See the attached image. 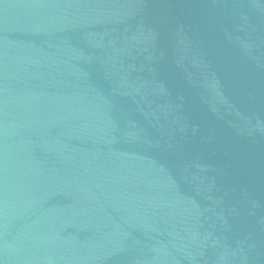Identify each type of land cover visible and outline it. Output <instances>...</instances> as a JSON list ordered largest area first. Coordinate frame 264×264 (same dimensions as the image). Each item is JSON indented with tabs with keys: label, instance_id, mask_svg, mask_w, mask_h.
Listing matches in <instances>:
<instances>
[{
	"label": "water",
	"instance_id": "95a60500",
	"mask_svg": "<svg viewBox=\"0 0 264 264\" xmlns=\"http://www.w3.org/2000/svg\"><path fill=\"white\" fill-rule=\"evenodd\" d=\"M0 264H264V0H0Z\"/></svg>",
	"mask_w": 264,
	"mask_h": 264
}]
</instances>
